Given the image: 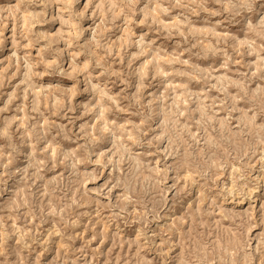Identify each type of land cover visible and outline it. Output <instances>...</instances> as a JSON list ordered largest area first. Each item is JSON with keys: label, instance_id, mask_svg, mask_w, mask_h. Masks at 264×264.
Here are the masks:
<instances>
[{"label": "rangeland", "instance_id": "374dc122", "mask_svg": "<svg viewBox=\"0 0 264 264\" xmlns=\"http://www.w3.org/2000/svg\"><path fill=\"white\" fill-rule=\"evenodd\" d=\"M0 264H264V0H0Z\"/></svg>", "mask_w": 264, "mask_h": 264}]
</instances>
